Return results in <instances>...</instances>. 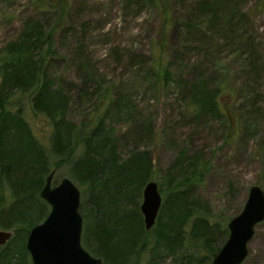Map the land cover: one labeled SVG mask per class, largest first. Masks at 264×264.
I'll use <instances>...</instances> for the list:
<instances>
[{"label": "rangeland", "instance_id": "374dc122", "mask_svg": "<svg viewBox=\"0 0 264 264\" xmlns=\"http://www.w3.org/2000/svg\"><path fill=\"white\" fill-rule=\"evenodd\" d=\"M154 1L67 0L49 73L70 97L67 118L79 124L103 114L120 159L147 152L159 189L170 178L178 181L181 167L198 162L202 182L195 195L210 220L226 228L251 186L264 192V0ZM41 2L0 0V48L20 37ZM160 62L165 71L153 69ZM200 82L218 90V117L195 118L189 86ZM25 119L44 139L47 122L28 106ZM63 178L71 180L63 171L52 184ZM71 181L82 215L81 206L91 203ZM141 202L142 195L139 211ZM247 248L242 264H264V221ZM15 256L32 264L29 255L25 262ZM160 264L174 263L163 257Z\"/></svg>", "mask_w": 264, "mask_h": 264}, {"label": "trees", "instance_id": "16d2710c", "mask_svg": "<svg viewBox=\"0 0 264 264\" xmlns=\"http://www.w3.org/2000/svg\"><path fill=\"white\" fill-rule=\"evenodd\" d=\"M67 5V0H42L39 15L25 23L20 37L0 48V229L12 232L0 247V264H19L17 252L22 261L28 258V233L48 215L39 193L53 171V180L67 171L82 196H88L90 208L81 206L82 244L103 263L160 264L170 257L174 264H211L228 230L210 220L195 195L202 182L198 162L181 167L178 181L167 173L156 223L147 231L139 203L144 186L153 180L148 153L121 160L115 132L103 114L94 112L79 124L67 118L70 97L54 86L49 73L58 59L55 27ZM153 69L165 71L161 62ZM193 84L189 105L195 118L218 117V90ZM26 106L47 122L44 139L33 134Z\"/></svg>", "mask_w": 264, "mask_h": 264}, {"label": "water", "instance_id": "95a60500", "mask_svg": "<svg viewBox=\"0 0 264 264\" xmlns=\"http://www.w3.org/2000/svg\"><path fill=\"white\" fill-rule=\"evenodd\" d=\"M54 171L48 175L39 197L49 207L46 218L28 233L25 248L32 264H105L90 255L81 245L82 217L80 192L69 178L53 185ZM162 197L156 182H148L142 192L140 212L145 229L156 223ZM264 221V192L258 185L250 187L241 212L227 224L228 237L211 264H242L248 255V243L255 228ZM12 232L0 229V247Z\"/></svg>", "mask_w": 264, "mask_h": 264}]
</instances>
